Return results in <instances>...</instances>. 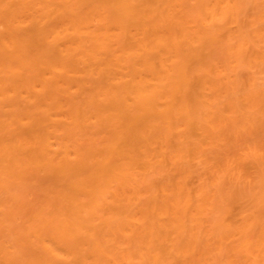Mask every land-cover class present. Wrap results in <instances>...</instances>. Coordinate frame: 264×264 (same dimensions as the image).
<instances>
[{"label":"bare ground","instance_id":"6f19581e","mask_svg":"<svg viewBox=\"0 0 264 264\" xmlns=\"http://www.w3.org/2000/svg\"><path fill=\"white\" fill-rule=\"evenodd\" d=\"M0 264H264V0H0Z\"/></svg>","mask_w":264,"mask_h":264}]
</instances>
